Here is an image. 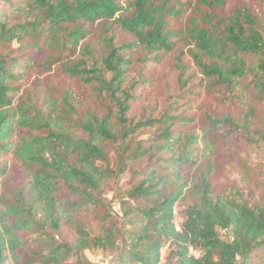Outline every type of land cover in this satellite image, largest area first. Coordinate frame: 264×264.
I'll return each instance as SVG.
<instances>
[{
  "label": "trees",
  "instance_id": "16d2710c",
  "mask_svg": "<svg viewBox=\"0 0 264 264\" xmlns=\"http://www.w3.org/2000/svg\"><path fill=\"white\" fill-rule=\"evenodd\" d=\"M256 1L0 0V264H92L86 251L123 239L117 264H160L163 246L173 264H264V203L210 181L219 141L240 132L264 145V124L251 130L250 96L264 103ZM170 55L173 93L141 113ZM51 70L91 90L89 103L70 89L34 101L28 84ZM214 90L242 110L204 111L196 127L188 111ZM126 172L118 215L105 191Z\"/></svg>",
  "mask_w": 264,
  "mask_h": 264
},
{
  "label": "rangeland",
  "instance_id": "374dc122",
  "mask_svg": "<svg viewBox=\"0 0 264 264\" xmlns=\"http://www.w3.org/2000/svg\"><path fill=\"white\" fill-rule=\"evenodd\" d=\"M191 1V0H184ZM226 7L228 11H234L237 8L252 9L257 8L256 0H226ZM127 37L119 35L118 41H124ZM137 56V54L135 55ZM174 56L170 55L155 68V78L153 83L148 87L147 94L149 101L140 104V112H145L149 107L153 106L154 101H161L165 99L167 89L173 93L174 84ZM38 81L29 83L28 87L31 89L34 97L33 100H38L42 104L45 99L49 98V94L53 97L59 98L61 92L65 89H70L75 98H79L85 103L87 97L92 93L86 86L82 85L77 80H68L65 76L60 75L57 71L45 72L37 76ZM47 89H49L47 92ZM49 93V94H48ZM222 94L219 91L202 92L198 104H196L188 113L196 114V127H199L198 121L202 117L204 111L215 115L235 114L242 110V102L240 101H225L218 100ZM44 98V99H43ZM251 105L256 111L255 118L251 121V130L261 128L264 124V103L258 101L255 97L250 96ZM97 102V100H96ZM161 106L163 103H158ZM147 137V133L140 135V138ZM246 135L240 132L230 136L228 139H223L218 142L215 150L213 149V157L215 159V166L210 174V181L214 193L225 192L226 190H238L242 194V198L246 201L264 203V145L260 142L246 140ZM250 137L255 139L254 135ZM111 160L115 161V155L111 152ZM186 170V169H185ZM184 170V171H185ZM188 174V171L185 172ZM130 180V174L124 173L117 176L115 182L109 183L106 188L105 195L107 200L111 203L116 214L120 215L119 199L116 195L117 190L123 189L127 186ZM186 204L177 202L173 207L174 219L173 223L180 228L183 222L182 210ZM223 239L230 238L228 230L221 231ZM125 243L123 239L117 245L113 252H90L86 251L85 255L92 264H117L116 258L120 252L121 246ZM190 253L197 254V251L192 248ZM169 249L167 246L161 248L160 264H173L168 260L167 254Z\"/></svg>",
  "mask_w": 264,
  "mask_h": 264
},
{
  "label": "built area",
  "instance_id": "2783aa9c",
  "mask_svg": "<svg viewBox=\"0 0 264 264\" xmlns=\"http://www.w3.org/2000/svg\"><path fill=\"white\" fill-rule=\"evenodd\" d=\"M173 213H174V210H173ZM195 252H196V251H195ZM193 254H194V255H198V253H197V254H195L194 252H193Z\"/></svg>",
  "mask_w": 264,
  "mask_h": 264
}]
</instances>
